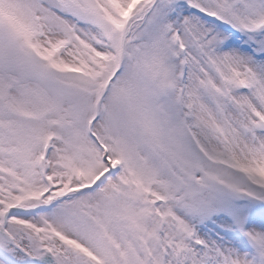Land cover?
<instances>
[{
  "label": "snow or ice",
  "instance_id": "1",
  "mask_svg": "<svg viewBox=\"0 0 264 264\" xmlns=\"http://www.w3.org/2000/svg\"><path fill=\"white\" fill-rule=\"evenodd\" d=\"M0 264H264V0H0Z\"/></svg>",
  "mask_w": 264,
  "mask_h": 264
}]
</instances>
